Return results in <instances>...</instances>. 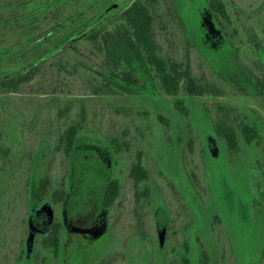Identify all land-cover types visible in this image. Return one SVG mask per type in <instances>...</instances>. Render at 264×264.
Listing matches in <instances>:
<instances>
[{
  "label": "rangeland",
  "instance_id": "374dc122",
  "mask_svg": "<svg viewBox=\"0 0 264 264\" xmlns=\"http://www.w3.org/2000/svg\"><path fill=\"white\" fill-rule=\"evenodd\" d=\"M132 1L104 18L117 0H0V77L54 55L22 93H0V132L13 151L0 164V264H182L185 244L192 264L203 254L208 264H264V0H228L233 38L220 34L207 0L151 6L160 56L183 80L188 116L161 91L121 20ZM100 29L99 52L85 36ZM72 44L80 53L56 51ZM193 80L227 93L198 97ZM219 106L256 125L259 145L239 135L230 155L214 132ZM83 114L73 155L55 152ZM113 138L130 151L116 153ZM139 151L148 202L136 200L130 176ZM45 175L49 196L37 203ZM112 180L120 195L105 209ZM57 190L66 199L54 204ZM53 221L63 225L58 258L41 245Z\"/></svg>",
  "mask_w": 264,
  "mask_h": 264
},
{
  "label": "trees",
  "instance_id": "16d2710c",
  "mask_svg": "<svg viewBox=\"0 0 264 264\" xmlns=\"http://www.w3.org/2000/svg\"><path fill=\"white\" fill-rule=\"evenodd\" d=\"M211 12L220 27V34L223 33L226 37L233 38L239 34V29L236 27L231 11L232 6L228 0H207ZM157 4V0H136L129 8H127L122 16L121 20L126 24L128 30L131 32L135 43L142 51L143 56L153 71L156 80L159 83L161 91L167 95L176 98L175 108L184 116H188V110L186 107V100L180 98L179 95L182 90V78L174 74L166 59L160 56L159 48L154 36V23L155 18L151 11V6ZM110 8L106 13L107 17L111 13ZM115 10V8H114ZM104 30L91 31L85 36V40L91 43L99 52L101 47V36ZM67 49L72 50L75 53H80L77 48L72 44L69 47L62 46L57 48L56 51ZM9 52V50H7ZM6 52V53H7ZM55 52V50H54ZM52 53V52H51ZM51 53L41 57L37 61L27 65L19 71L6 74L0 77V93L6 94H19L22 93L25 87L31 84L37 76L43 71V69L50 63L53 54ZM60 52L55 55H59ZM11 57L8 56V60ZM123 77L134 84L137 80L129 72L123 73ZM194 93L198 97L205 96H222L227 92L221 88L218 84H210L205 81L193 80ZM70 107H67L61 111V116L68 115ZM159 121L166 126H169V119L159 116ZM85 123L84 114L81 115L79 121H74L69 124L66 129L59 135L58 142L55 147V152L64 154L67 158H70L75 149L76 143L79 139L80 133L83 130ZM214 132L217 137L223 139L228 147L230 155H235L239 152V135H241L244 144L248 147L259 145L261 133L258 127L248 121H244L237 115L236 110L233 108H226L223 106L218 107V120L214 125ZM111 145L116 153H123L130 151V145L127 141L122 143L118 138L111 140ZM143 152L137 153V161L132 166L130 171L131 179L134 182L136 188V200L138 202L146 201L151 197V189L149 186L141 185L146 183L150 176L147 168L144 165ZM13 159L12 148L5 144L4 134L0 132V164L5 165L10 163ZM3 168L0 165V173ZM50 187V178L45 175L40 179L37 185V191L35 199L37 203L44 202L48 199ZM120 182L118 180H112L107 186L103 196V206L105 209H110L116 202L120 195ZM66 199V191L57 190L53 196L52 201L54 204L64 202ZM63 232V225L59 221H53L50 224V229L47 235L41 240V245L44 248H48L55 258L60 255L61 249V236ZM182 264H192L190 257V248L185 244V252L181 255ZM208 257L203 254L200 264H208Z\"/></svg>",
  "mask_w": 264,
  "mask_h": 264
},
{
  "label": "water",
  "instance_id": "95a60500",
  "mask_svg": "<svg viewBox=\"0 0 264 264\" xmlns=\"http://www.w3.org/2000/svg\"><path fill=\"white\" fill-rule=\"evenodd\" d=\"M125 0H120L118 3H116V5H114L111 9V12L114 10V8L120 6ZM164 235V233L160 234V238H162Z\"/></svg>",
  "mask_w": 264,
  "mask_h": 264
},
{
  "label": "flooded vegetation",
  "instance_id": "af4514ba",
  "mask_svg": "<svg viewBox=\"0 0 264 264\" xmlns=\"http://www.w3.org/2000/svg\"><path fill=\"white\" fill-rule=\"evenodd\" d=\"M118 1H120V0H117V2H115V3H118ZM135 1H136V0H133V1L131 2L130 6H131ZM127 2H128V0H125V1L122 3L123 5H121V6H124ZM115 3L112 4V7H113L114 5H116ZM130 6H129V7H130ZM116 8H118V7H116Z\"/></svg>",
  "mask_w": 264,
  "mask_h": 264
}]
</instances>
